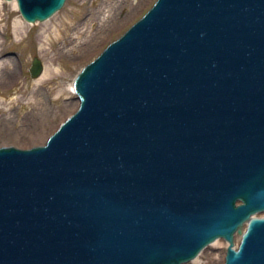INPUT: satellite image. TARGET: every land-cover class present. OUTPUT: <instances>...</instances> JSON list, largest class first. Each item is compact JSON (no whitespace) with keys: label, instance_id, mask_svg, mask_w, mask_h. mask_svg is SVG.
Instances as JSON below:
<instances>
[{"label":"water","instance_id":"1","mask_svg":"<svg viewBox=\"0 0 264 264\" xmlns=\"http://www.w3.org/2000/svg\"><path fill=\"white\" fill-rule=\"evenodd\" d=\"M15 1L42 23L67 0ZM74 90L43 146L0 148V264H188L218 239L264 264V0H157Z\"/></svg>","mask_w":264,"mask_h":264},{"label":"rangeland","instance_id":"2","mask_svg":"<svg viewBox=\"0 0 264 264\" xmlns=\"http://www.w3.org/2000/svg\"><path fill=\"white\" fill-rule=\"evenodd\" d=\"M155 1L67 0L50 19L28 26L14 1L0 0V147L28 149L43 145L76 110L72 83L77 73ZM101 30L100 42L85 56L84 48ZM34 58L43 67L37 79H31L28 72ZM7 80L9 84H5ZM40 102L45 107L44 124L39 120ZM27 127L36 129L29 136L35 135L38 140L33 142L26 134L25 142H13L16 135L23 136L17 134L19 129ZM220 242V249L207 247L188 264H223L227 243ZM238 242L236 236L235 245Z\"/></svg>","mask_w":264,"mask_h":264},{"label":"bare ground","instance_id":"3","mask_svg":"<svg viewBox=\"0 0 264 264\" xmlns=\"http://www.w3.org/2000/svg\"><path fill=\"white\" fill-rule=\"evenodd\" d=\"M12 4H16V2H12ZM23 24V23H22ZM35 24H37V23H35ZM33 25V24H32ZM31 24L29 25L28 24V26H32ZM103 36V31L101 30V31H99V33L96 35V37H94V39L92 40V41H90L87 45H86V47L84 48V55L85 56H88V54H90V50L93 48V47H95L96 46V44L98 43V42H100V40H101V37ZM84 68V67H83ZM80 72V71H79ZM78 72V73H79ZM77 73V74H78ZM76 77V76H75ZM74 80V79H73ZM6 83L5 84H9L10 83V81L9 80H7V81H5ZM2 84H4V82L2 83ZM36 95H38V94H36ZM71 99V98H70ZM77 100V99H76ZM36 102H39V99H36ZM43 105V103H39V106L41 107L40 108V113H41V117H40V124H44L45 123V116H44V113L43 112H45V107H43L42 106ZM77 106H76V110H77V108H78V105H79V102H78V100H77V104H76ZM75 107V105H72V107H71V109H73ZM70 109V110H71ZM75 110V111H76ZM65 121V120H64ZM63 121V122H64ZM62 122V123H63ZM35 130L36 129H34V130H32V129H29V127H27V128H20L19 129V131L17 132V134H19V135H21V134H23V136H18V135H16L15 136V138H16V140H14L13 142H19V143H21V142H25V139H24V136H26V134L28 135V137H30V140L31 141H33V142H35V141H37L38 139L36 138V136L35 135H33V136H29L30 134V132L31 131H34L35 132ZM56 131V130H55ZM45 140V139H44ZM48 140V137L46 138V140L44 141V144H45V142ZM43 144V145H44ZM43 145H39V146H43ZM244 228H245V226H244ZM236 236H238V235H236ZM238 238H239V236H238ZM221 240L219 239V240H216L215 242H213L210 246H208V247H211L212 249H215V250H217V249H220L221 247H222V245H221V242H220ZM223 241V240H222ZM225 242V241H224ZM224 256H225V254H224Z\"/></svg>","mask_w":264,"mask_h":264}]
</instances>
